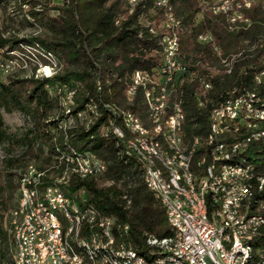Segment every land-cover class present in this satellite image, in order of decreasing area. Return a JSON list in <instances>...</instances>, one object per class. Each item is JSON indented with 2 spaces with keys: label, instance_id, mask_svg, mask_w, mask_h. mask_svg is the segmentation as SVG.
<instances>
[{
  "label": "trees",
  "instance_id": "obj_1",
  "mask_svg": "<svg viewBox=\"0 0 264 264\" xmlns=\"http://www.w3.org/2000/svg\"><path fill=\"white\" fill-rule=\"evenodd\" d=\"M213 1L169 0L167 7H160L157 0H139L132 10L130 0H0V6L14 16L22 14V23L41 31L27 37L0 34V71L19 61H43L55 68L54 74L41 78L0 77V147L5 171L4 179L0 174V210H11L29 166L43 171V188L63 175L65 157L85 156L102 162L106 170L86 178L71 175L61 184L63 191L81 207L92 206L100 215L116 218L113 237L117 244L150 260L157 247L150 244V238L175 236L164 207L144 181L138 157L127 151L123 139L113 133V125L123 126L118 114L122 109L133 111L149 127L153 124L145 99L149 90L136 87L132 100L129 91L137 71L152 73L160 66L161 24L169 14L183 25L180 33H171L193 65L187 66L181 73L184 78L180 76L177 82L188 138L207 133L211 109L231 91L256 88L254 75L264 52V8L257 5L247 10L252 24L236 32L228 29L223 16L207 9ZM149 24L157 33L151 32ZM201 33L211 34L213 41L199 43ZM246 41L250 43L245 45ZM252 45L255 48L237 61L232 74L213 75L222 70L215 47L227 56ZM201 76L213 83L205 108L196 103L197 94L205 91ZM256 92L264 96V86ZM13 112H20L25 121L15 130L4 119V113ZM250 152L261 164L259 173L264 174V142L254 144ZM65 221L60 218L63 228H67ZM86 235L87 229L82 233ZM263 237L259 236L260 243ZM0 239L1 260L16 264L10 231L1 227Z\"/></svg>",
  "mask_w": 264,
  "mask_h": 264
},
{
  "label": "bare ground",
  "instance_id": "obj_2",
  "mask_svg": "<svg viewBox=\"0 0 264 264\" xmlns=\"http://www.w3.org/2000/svg\"><path fill=\"white\" fill-rule=\"evenodd\" d=\"M139 1V0H135ZM159 0H157L158 3ZM238 1V0H229ZM169 0L166 3L159 5L160 7H167ZM261 5L264 8L263 2H255V6ZM213 13L212 4L207 8ZM219 15L226 20L227 27L230 31H236V25H231V20H228L226 11H219ZM231 16H238V8H231ZM175 20H178L176 23ZM252 21L249 18L243 19V28L247 29L251 26ZM165 27L175 33H180L183 25L179 19L169 14L165 21ZM204 38L208 39V43L213 41L211 34H204ZM173 44L180 42L172 36ZM245 45L250 42L246 41ZM255 45L242 49L239 52L231 53L223 56L220 47H215L216 54L220 57L222 63V70L214 71L215 74H232L235 69L237 61L244 56L247 51H252ZM173 57H183L180 48H173ZM262 57V56H261ZM188 69L187 65H180V73ZM264 69V57H263ZM193 74V73H192ZM138 71L135 73L136 77ZM254 80L256 88L264 86V74L261 76V69L259 68ZM200 84L202 89L198 93L201 97L200 108H205L207 92L213 88L211 79L207 76L200 77ZM254 90L244 89L243 91H231L229 97L224 100L233 99L236 96L243 95L249 100L260 101L264 106V96L260 95ZM147 90V89H146ZM208 90V91H207ZM146 103L149 99V91H145ZM197 100V97H196ZM179 102V101H178ZM242 98L234 99V106H241ZM220 103L215 105L209 114V125L205 135H196L194 137L186 138L184 136H167L166 133H158L157 122L159 121V114L148 113L152 125L149 127L139 116L131 110H119L118 114L121 116L122 125H113V133L123 139V143L127 151L134 153L142 166L143 178L147 187L154 193L157 199L160 200L165 209L167 218L171 226H174L173 214L169 211V206L165 201L159 189H154V179H152V171L154 172L156 181L163 183L166 188L168 197H175L179 203H182L186 208V212L194 222L200 223L203 226L217 225V217L220 220V226H236L239 224V214L225 213L223 207L212 206L209 203L207 190V170L210 167H218V160H212V142L213 136L215 138L229 139L226 142L227 154L219 156V164L230 167H242L241 172H227L226 167H218L216 169V177H223L229 181H237L241 186H238L234 192L225 193V200H236V206L244 205V196L250 199L248 204L247 221L255 220V213L260 210L264 213V174L259 173L260 166L256 163L250 155V149L258 142H264V128H258V136L250 135V132H242L239 129L227 128L228 114H221L216 121V112L219 110ZM115 110V108H114ZM148 111V106H147ZM179 112H182L183 125L186 124V113L179 102ZM116 113V112H115ZM258 117H250L249 126H257ZM136 127V128H135ZM116 129V130H115ZM125 131L129 132V135ZM186 131V129H185ZM161 140H165L162 145ZM132 143V149L129 144ZM144 142H147L146 146ZM188 156V158H187ZM64 158V157H63ZM61 158V159H63ZM76 159L77 164L68 162L69 159ZM187 159V162H186ZM66 167L62 173V180L60 177L55 179V184L50 186V192H56L59 197L60 210L54 203L52 196L48 193L46 187H41L43 181L41 177L43 171L31 168L23 174L22 186L20 188L19 198L16 209L12 213V227L14 228V244H15V262L16 264H39L37 250H29V244H26V235L24 227V216H30V221H37V210H32L31 191H35L36 201H41L44 211L51 222L57 223L58 233L57 242L59 250H62L65 257H69L68 264H156L159 262L169 261V254H157L149 260L145 255L138 254L135 250L129 249L125 244H117L113 237V229L117 223L116 218L105 217L100 215L99 211L92 207H81L70 196L63 191L62 183L68 182L71 175H78L82 178L98 176L103 174L106 166L94 159L80 156H67L64 159ZM88 163L91 168L88 167ZM150 167H148V164ZM187 165L189 171H187ZM152 169V170H151ZM44 177V175H43ZM30 183V188L27 187ZM91 218L88 219L87 216ZM65 219L67 228H63L60 223V218ZM11 227V228H12ZM264 221L262 223H250L251 233H256L246 240H241V249H244L245 264H264V237L262 243L259 242V236L263 235ZM87 229V235L82 236L84 230ZM176 236V227H173ZM107 231L113 244H104L99 232ZM151 245L167 248L176 247V239H158L152 237L149 239ZM263 244V245H260ZM29 252V259L27 258ZM172 261L177 264H185V254L181 252H174L172 254Z\"/></svg>",
  "mask_w": 264,
  "mask_h": 264
},
{
  "label": "built area",
  "instance_id": "obj_3",
  "mask_svg": "<svg viewBox=\"0 0 264 264\" xmlns=\"http://www.w3.org/2000/svg\"><path fill=\"white\" fill-rule=\"evenodd\" d=\"M137 2L130 0L132 10ZM255 2L264 3V0H214L212 2L213 14L219 15V11H226L228 20H231V25H236V32L243 31V19L248 17L245 12L252 9L255 6ZM163 3H166V0H159L157 5L159 6ZM231 8H238V16H231ZM118 21H121V19H118ZM175 21L178 23V20ZM148 26L152 33H157V30L151 24ZM161 26L163 29L160 39V43L163 46L162 62L155 72L151 73L139 70L138 75L133 77L134 86L132 91L129 92L132 100L136 87L143 86L145 89H148V113L159 114V121L153 122L157 123L158 133H166V138L167 136H174L175 140H177V136H184L185 140L187 132L185 131V125H183L182 112H179L177 82L180 76L184 78L180 73V65H187L191 68L193 65L189 62V59L185 58L184 53L183 57H173V48L183 50V46L173 44L171 30L163 24ZM208 41V39L204 38V33L198 36L199 43L208 44ZM263 57L264 52L262 57H260L259 67L261 69V76L264 74ZM8 67L10 66L5 68ZM235 98H242L241 106H234ZM196 103L199 108L200 105H203L201 97L198 94ZM215 112L216 121L219 115L228 114L226 125L230 129H239L242 132H250V135L258 136V128H264V106L258 99L249 100L248 97H244L243 95L236 96L233 99L221 101L219 110ZM250 117H258L257 126H249ZM230 141L229 139L215 138L213 136L212 160H218V167H226L227 172L238 173L242 171V167H230L219 164V156L227 154L236 155V153H227L226 151V142ZM127 143L129 144V148L132 149V143ZM161 143L164 145L165 140H161ZM144 144L148 146L147 142H144ZM68 162L77 164L76 159L70 158ZM147 164L150 167L149 163ZM257 166H261V164L259 163ZM88 167L91 168L89 163ZM218 167H211L210 164L207 170L206 179L209 203H212V206L215 207V214L216 207H223V210L229 214V217L231 214H239V224L236 226H229V222L227 226H220L218 217L217 225L203 226L200 223L194 222L182 203H179L175 197H168L163 183L156 181L154 172L152 171L154 189H159L165 195L169 211L173 214V227H176V236L166 237L176 239V247H155L152 250L153 253L160 255L169 254V261L156 264H177L176 261H172V254L174 252L185 254V264H245V254L244 249H241V240H246L256 234L251 233L250 223H262L264 221V213L259 210L255 213L254 221H247L248 204L250 201L247 196H244L243 206H236V200H225V193L234 192L241 184L237 181L223 179V177H216V169ZM187 171L190 172L188 165ZM56 177H60L61 183L62 175L59 174ZM27 187L30 188V183H27ZM46 189L60 210V201L62 200L56 196V192H50V184L46 185ZM31 200L32 210H37V221H30V216H24L23 227L25 228L26 244H29V250H37L39 264H68L69 257H65L62 250H59L58 247L57 235L59 233L57 223L51 222V219L47 217L42 202L36 201L35 191H31ZM87 217L88 219L91 218L89 215ZM99 236L102 237L104 244H113L114 242L107 231L99 232ZM27 258H30L29 252H27ZM139 263L145 264L143 262ZM97 264H100V261Z\"/></svg>",
  "mask_w": 264,
  "mask_h": 264
},
{
  "label": "rangeland",
  "instance_id": "obj_4",
  "mask_svg": "<svg viewBox=\"0 0 264 264\" xmlns=\"http://www.w3.org/2000/svg\"><path fill=\"white\" fill-rule=\"evenodd\" d=\"M11 11L3 6H0V34H3L5 38L10 37L11 35H17L18 37H27L31 35H38L41 31L31 28L29 25L22 23V14L14 16L10 13ZM54 14L55 11L51 12ZM9 69L0 71V77L2 79H7L10 76L17 77H43L50 76L54 74L55 68L52 65H49L47 62H39L35 64H22L20 61L15 64H11ZM4 119L6 123L15 130L24 124V117L20 112L13 113H4ZM20 150H17L16 153H19ZM4 152L0 147V174L4 179V162H3ZM34 168V167H30ZM36 169V168H34ZM37 170V169H36ZM19 192L17 191L15 198H13V206L11 210H6L4 207H1L0 210V228L10 231L14 237V228L12 227V213L17 207ZM3 216H2V215ZM12 227V228H11ZM14 241V238H13ZM2 240L0 239V264H6L5 261H2L1 256ZM11 254L15 261V244L11 246Z\"/></svg>",
  "mask_w": 264,
  "mask_h": 264
}]
</instances>
